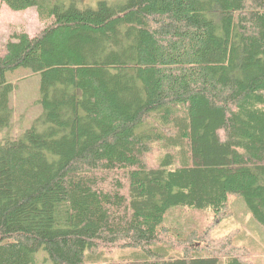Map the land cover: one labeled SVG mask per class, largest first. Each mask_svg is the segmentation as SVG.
<instances>
[{
  "label": "trees",
  "instance_id": "16d2710c",
  "mask_svg": "<svg viewBox=\"0 0 264 264\" xmlns=\"http://www.w3.org/2000/svg\"><path fill=\"white\" fill-rule=\"evenodd\" d=\"M80 2L0 0L46 23L0 52V134L10 73L41 106L0 136V264H246L166 220L236 196L264 238V0Z\"/></svg>",
  "mask_w": 264,
  "mask_h": 264
},
{
  "label": "rangeland",
  "instance_id": "374dc122",
  "mask_svg": "<svg viewBox=\"0 0 264 264\" xmlns=\"http://www.w3.org/2000/svg\"><path fill=\"white\" fill-rule=\"evenodd\" d=\"M82 5H95L96 0H81ZM46 23L40 19L36 7L24 10H14L6 4L0 5V52L13 32L23 30L30 35L39 33ZM10 80L15 89L11 103L14 109L13 123L5 133L18 135L24 128L30 126L41 113L39 98L40 74L26 69H18L10 73ZM158 150L146 157L148 163H153ZM232 204L226 209L222 218H217L209 211H192L187 208L173 209L167 216L166 226L180 229L181 234L190 236L196 232L195 242L201 245L204 253L223 256L226 253L238 254L246 264H264V238L256 227L252 214L247 210L242 198L230 197ZM193 231V232H191ZM183 252V247H175ZM110 254L116 257L119 249ZM35 264H49L38 254Z\"/></svg>",
  "mask_w": 264,
  "mask_h": 264
}]
</instances>
